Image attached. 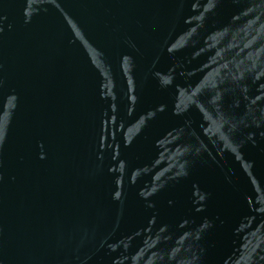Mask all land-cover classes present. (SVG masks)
<instances>
[{
  "label": "water",
  "instance_id": "95a60500",
  "mask_svg": "<svg viewBox=\"0 0 264 264\" xmlns=\"http://www.w3.org/2000/svg\"><path fill=\"white\" fill-rule=\"evenodd\" d=\"M0 264H264V0H0Z\"/></svg>",
  "mask_w": 264,
  "mask_h": 264
}]
</instances>
